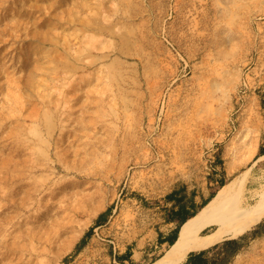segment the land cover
<instances>
[{
    "label": "rangeland",
    "instance_id": "rangeland-1",
    "mask_svg": "<svg viewBox=\"0 0 264 264\" xmlns=\"http://www.w3.org/2000/svg\"><path fill=\"white\" fill-rule=\"evenodd\" d=\"M263 135L264 0H0V264H150L168 195L249 194Z\"/></svg>",
    "mask_w": 264,
    "mask_h": 264
},
{
    "label": "bare ground",
    "instance_id": "bare-ground-1",
    "mask_svg": "<svg viewBox=\"0 0 264 264\" xmlns=\"http://www.w3.org/2000/svg\"><path fill=\"white\" fill-rule=\"evenodd\" d=\"M55 132L50 136H54ZM46 150V156L50 159V146ZM23 166L32 172L38 165L33 163ZM248 183L246 172H243L223 184L201 209L182 223L176 240L150 264H180L190 252L210 247L226 235H238L261 221L264 218V182L249 190V194L246 193ZM23 186H28L26 192L29 196L39 190L36 181ZM208 228L210 229L207 230ZM10 245L9 240L0 239V246L8 249Z\"/></svg>",
    "mask_w": 264,
    "mask_h": 264
},
{
    "label": "trees",
    "instance_id": "trees-1",
    "mask_svg": "<svg viewBox=\"0 0 264 264\" xmlns=\"http://www.w3.org/2000/svg\"><path fill=\"white\" fill-rule=\"evenodd\" d=\"M258 154L264 155V135L263 139L258 148ZM213 196H211L212 198ZM168 199L170 201H174L176 205L175 208L169 211L168 220L177 222V230L172 231L168 236L167 240L169 243H173L177 237V233L180 229V225L190 216H193L195 213V209H187L186 207V195L182 194L179 191L172 192L168 195ZM210 200H205L202 204H200V209L203 207L205 203ZM112 207H109L105 212L101 213L97 218V223L101 224L107 217V215L111 212ZM178 218V219H176ZM258 228H261V233L264 232V219L262 222L258 224ZM260 235V234H259ZM245 236H241L239 238L227 239L225 241H221L211 247L201 250V255L198 257H193V254L197 251L190 252L189 260H187L184 264H231L233 259L244 249ZM84 241V239L82 240ZM80 245L77 246L79 249ZM191 258V259H190Z\"/></svg>",
    "mask_w": 264,
    "mask_h": 264
},
{
    "label": "crops",
    "instance_id": "crops-1",
    "mask_svg": "<svg viewBox=\"0 0 264 264\" xmlns=\"http://www.w3.org/2000/svg\"><path fill=\"white\" fill-rule=\"evenodd\" d=\"M199 210V209H198ZM197 210V211H198ZM196 211V212H197ZM195 212V213H196ZM194 213V214H195ZM193 214V215H194ZM190 217H192V216H190ZM176 219H178V218H176ZM187 219H189V218H187ZM186 219V220H187ZM185 220V221H186ZM172 222H174V221H171V223ZM260 222V221H259ZM259 222H257V223H259ZM184 223V222H183ZM257 223H255L253 226H255ZM182 225V224H181ZM253 226H251L250 228H248V229H246L245 231H243L242 233H240V234H238V235H226L221 241H225V240H227V239H233V238H239L240 236H242L244 233H246L248 230H250V229H252L253 228ZM181 227V226H180ZM172 232V230L171 231H169V232H167L166 234H163V235H161V239L159 240V244H161V245H164L165 243H169V241L167 240V236L170 234ZM179 232V231H178ZM177 236H178V233H177ZM177 238V237H176ZM176 240V239H175ZM221 241H219V242H221ZM219 242H217V243H219ZM216 243V244H217ZM215 245V244H214ZM213 246V245H212ZM211 247V246H210ZM206 248H208V247H205V248H203V249H206ZM201 250L202 249H200V250H196L197 252L196 253H194L193 254V256L191 257V258H193V257H198V256H200L202 253H201ZM119 258L120 259H123L124 261H127L128 259H131V255L128 253V252H121L120 253V256H119ZM190 258V259H191ZM187 260H189V255L186 257V259H185V262L187 261ZM184 262V263H185Z\"/></svg>",
    "mask_w": 264,
    "mask_h": 264
}]
</instances>
